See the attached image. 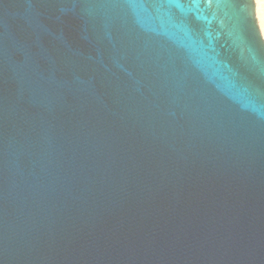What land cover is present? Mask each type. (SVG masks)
I'll list each match as a JSON object with an SVG mask.
<instances>
[{
  "label": "water",
  "instance_id": "water-1",
  "mask_svg": "<svg viewBox=\"0 0 264 264\" xmlns=\"http://www.w3.org/2000/svg\"><path fill=\"white\" fill-rule=\"evenodd\" d=\"M0 264H264L255 0H0Z\"/></svg>",
  "mask_w": 264,
  "mask_h": 264
},
{
  "label": "rangeland",
  "instance_id": "rangeland-1",
  "mask_svg": "<svg viewBox=\"0 0 264 264\" xmlns=\"http://www.w3.org/2000/svg\"><path fill=\"white\" fill-rule=\"evenodd\" d=\"M255 2L257 19L264 38V0H255Z\"/></svg>",
  "mask_w": 264,
  "mask_h": 264
}]
</instances>
